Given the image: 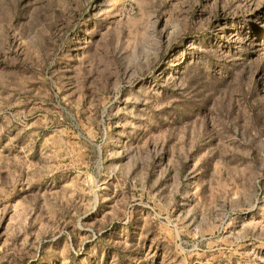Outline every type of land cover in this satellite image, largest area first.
I'll list each match as a JSON object with an SVG mask.
<instances>
[{
	"label": "rangeland",
	"instance_id": "374dc122",
	"mask_svg": "<svg viewBox=\"0 0 264 264\" xmlns=\"http://www.w3.org/2000/svg\"><path fill=\"white\" fill-rule=\"evenodd\" d=\"M0 264H264V0H0Z\"/></svg>",
	"mask_w": 264,
	"mask_h": 264
}]
</instances>
